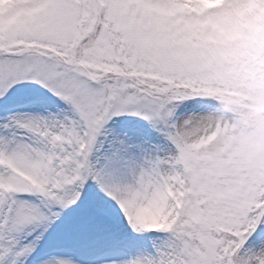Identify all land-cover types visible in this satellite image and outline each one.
<instances>
[{"label": "snow or ice", "instance_id": "6c2138e0", "mask_svg": "<svg viewBox=\"0 0 264 264\" xmlns=\"http://www.w3.org/2000/svg\"><path fill=\"white\" fill-rule=\"evenodd\" d=\"M242 89L264 0H0V264H264Z\"/></svg>", "mask_w": 264, "mask_h": 264}, {"label": "clouds", "instance_id": "9594fccd", "mask_svg": "<svg viewBox=\"0 0 264 264\" xmlns=\"http://www.w3.org/2000/svg\"><path fill=\"white\" fill-rule=\"evenodd\" d=\"M218 107L232 119L218 132L214 146L246 157L264 154V90L242 89L222 97Z\"/></svg>", "mask_w": 264, "mask_h": 264}]
</instances>
